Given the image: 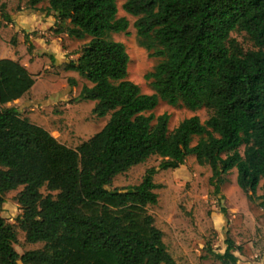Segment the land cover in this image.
Instances as JSON below:
<instances>
[{
	"label": "trees",
	"instance_id": "16d2710c",
	"mask_svg": "<svg viewBox=\"0 0 264 264\" xmlns=\"http://www.w3.org/2000/svg\"><path fill=\"white\" fill-rule=\"evenodd\" d=\"M122 8L135 17L139 44L162 58L146 74L152 94L128 79L125 45L108 37L129 26L118 17L116 0H48L45 9L59 30L68 21L69 35L88 38L67 66L90 83L79 98L95 101L96 116L109 115L77 148L6 106L28 93L34 78L18 60L0 59V208L9 191L22 187L15 201L23 211L16 223L0 215V264H178L147 207L158 201V170L179 168L189 155L209 165L217 193L222 175L236 169L237 185L249 196L261 184L264 205V0H126ZM237 28L256 49L231 51ZM159 100L212 114L203 122L185 118L169 131L170 115L152 113ZM152 155L161 162L138 184L106 188ZM18 229L27 242L43 246L19 254L13 247ZM233 248L228 244L215 256L232 264Z\"/></svg>",
	"mask_w": 264,
	"mask_h": 264
},
{
	"label": "rangeland",
	"instance_id": "374dc122",
	"mask_svg": "<svg viewBox=\"0 0 264 264\" xmlns=\"http://www.w3.org/2000/svg\"><path fill=\"white\" fill-rule=\"evenodd\" d=\"M125 1L116 0V5L118 17L127 18L129 26L125 32L108 33V37L125 45L130 57L128 79L143 93L152 94V80H147L146 74L154 70L162 58L150 55L154 50L148 51L139 44L133 26L135 17L122 8ZM47 6L48 0L34 6L31 0H0V59L13 58L25 63L34 78L30 92L6 106L18 107L22 117L48 130L60 143L77 148L103 128L109 115L96 116L93 113L95 101L79 98L82 85L90 83L67 66L69 61L77 59L88 38L76 39L69 35L68 21L59 30L56 16L51 26L41 27L36 15L45 18ZM3 14H8L11 20L3 19ZM228 46L236 53L256 49L250 35L241 28L231 32ZM71 78L75 85H71ZM164 112L170 115L169 131L185 118L197 115L203 122L212 114L206 107L191 110L182 104L172 106L159 100L152 113L157 116ZM198 138L194 136L191 145H195ZM238 151L243 154L244 146L238 147ZM160 162L161 157L152 155L118 174L106 188L125 189L138 184L145 171L150 167L158 168ZM236 175V169L222 175L217 193L216 180L210 179L209 165L199 164L195 155L187 156L179 168L159 169L155 174L158 201L147 210L178 264H224L215 254H223L228 244L234 247L230 253L237 258L232 264H264V205L258 197L262 193L261 184L256 193L249 196L251 192H244L237 185ZM21 189L9 191L0 208V215L10 223H16V218L23 213L15 201ZM41 191L44 195L48 193L45 187ZM17 239L13 247L19 254L43 246L40 242H27L20 229Z\"/></svg>",
	"mask_w": 264,
	"mask_h": 264
},
{
	"label": "crops",
	"instance_id": "0c3cea01",
	"mask_svg": "<svg viewBox=\"0 0 264 264\" xmlns=\"http://www.w3.org/2000/svg\"><path fill=\"white\" fill-rule=\"evenodd\" d=\"M43 16H44V15H36V18H37V19L40 18V19H39V20L41 21V25H40V26H41V27H42V26H47V24L51 26L53 20L55 19V18H54V17H55L54 14H48L45 18H44ZM11 59H13V58H11ZM14 60H17V59H14ZM23 65H25V63H23ZM29 92H30V91H29ZM29 92H28V93H29ZM28 93H26V94H28ZM26 94H25V95H26ZM23 96H24V95H23ZM23 96H22V97H23ZM22 97H21V98H22ZM19 99H20V98H19Z\"/></svg>",
	"mask_w": 264,
	"mask_h": 264
}]
</instances>
